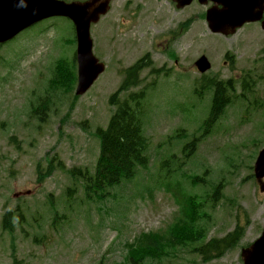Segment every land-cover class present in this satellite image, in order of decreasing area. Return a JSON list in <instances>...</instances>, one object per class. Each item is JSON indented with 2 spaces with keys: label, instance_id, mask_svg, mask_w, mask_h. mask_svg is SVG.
Masks as SVG:
<instances>
[{
  "label": "rangeland",
  "instance_id": "1",
  "mask_svg": "<svg viewBox=\"0 0 264 264\" xmlns=\"http://www.w3.org/2000/svg\"><path fill=\"white\" fill-rule=\"evenodd\" d=\"M134 1L141 5L146 3L149 8L148 26L143 28L140 24L145 14L140 11V16L128 21L134 27V41L122 40L126 38V29L123 26L112 27L111 24L114 10L116 16L123 13L124 0H113L111 15L93 29L94 54L107 64L108 70L82 98L50 92V110L46 112L43 123L29 113L30 101L34 97L30 93L47 86L52 78V66L58 59L72 60L75 46L71 23L65 19L39 23L11 42L13 47L19 46L13 58L0 57L4 58L0 59V264H122L126 254L125 242L132 241L141 233L163 229L178 213V206L171 195L158 182L159 176L170 168L168 165L162 173L160 164L173 157L170 166L178 173L169 175L170 180L184 177V173L187 176L198 175L202 179L197 187H193L181 178L183 192L184 188L195 194L206 190L213 192L222 183L217 200L204 205L209 215L205 223L208 241L224 238L235 230L238 222L246 226L237 247L223 259L209 264H243L242 250L262 233L264 196L252 178V168L258 152L264 148V128L263 133L257 134L254 122L258 117L254 119V113L250 114V122L240 121V108L248 102L238 99L230 107L229 114L218 120L219 129L203 136V124L210 114L208 100L213 91L205 89L202 98L194 93L196 88L197 94L201 92L204 78L217 76L222 82L234 78L238 71L231 70L232 65L224 63L228 52L243 59L239 54L241 38H223L221 43L216 36L208 35L209 31L201 28V23H196L188 35L185 31L184 36L172 41L171 48L179 60V65L174 67V75L158 74L159 77L164 76L160 88L146 91L141 120L144 133L150 139L148 169L141 170L137 179L113 192L101 207L99 202L87 200L82 187H76L72 178L60 169L39 185L37 168L40 166L46 172L49 161L54 158L58 159L57 164L61 161L67 170L80 168L94 172L100 152L95 132L98 127L108 124L115 110L109 101L119 91L129 67L146 55L151 63L154 61L157 69L167 64L168 68H163V72L169 70L170 64L174 65L162 51V47L169 46L167 39L162 38L158 42L155 29L159 35H165L181 23L183 14L173 13L169 0ZM126 7L125 11L136 7V4L131 0ZM200 12L196 8L194 15L188 18H198ZM116 38L119 42L113 51ZM27 39L31 43L25 42ZM53 39H57L56 46ZM40 41L45 42L32 47L31 44L36 45ZM260 42L264 44V39L254 43L253 48H259ZM4 54L6 50H0V55ZM204 55L211 61L213 70L200 75L193 65ZM258 56L261 58L264 53ZM171 76L173 79L169 80ZM149 77L148 71L141 75L146 84L151 81ZM254 79L256 83L262 80ZM44 80L47 81L45 84ZM259 84L264 86L263 82ZM232 85L238 86L236 81ZM263 86L258 94L264 100ZM144 87L142 85L133 91H142ZM253 98V95H248L249 101ZM242 114L247 115V112ZM262 116L259 117L261 124L264 123ZM2 124H5L3 128ZM173 136L176 142L170 147ZM258 138L263 143L251 144ZM195 139H200L196 141L195 148L189 145L183 152L184 145ZM25 191L33 193L14 199L16 193ZM51 204L59 213L57 228L52 225L54 213ZM7 212H14L13 234L2 228ZM21 214L24 218L20 225L18 218ZM181 252L164 264H204L193 254L180 255Z\"/></svg>",
  "mask_w": 264,
  "mask_h": 264
},
{
  "label": "trees",
  "instance_id": "2",
  "mask_svg": "<svg viewBox=\"0 0 264 264\" xmlns=\"http://www.w3.org/2000/svg\"><path fill=\"white\" fill-rule=\"evenodd\" d=\"M73 83L74 80L68 79L64 87L70 90ZM225 99L224 91L218 90L214 101L213 111L215 113L219 112ZM116 105L118 110L111 119L108 129L98 131L101 151L94 174L81 169L68 171L75 180L82 183L88 199L103 200L107 194H110V190L121 185L123 181L132 180L138 168H144L148 163L146 151L149 143L141 132L137 111L128 104ZM52 172L53 169H49L48 174ZM39 178L42 180L43 175ZM202 208L198 203L191 204L187 210V216L201 213ZM205 215L203 216L206 217ZM7 217L9 219L10 215ZM205 230L194 222L189 227H175L169 234L142 236L134 244L128 246L126 261L128 263L131 261L132 264H144L145 262L164 264L167 259L177 257L179 252L189 250L208 263L221 259L226 252L234 249L243 236L244 228L239 225L237 230L227 237L204 244Z\"/></svg>",
  "mask_w": 264,
  "mask_h": 264
},
{
  "label": "water",
  "instance_id": "3",
  "mask_svg": "<svg viewBox=\"0 0 264 264\" xmlns=\"http://www.w3.org/2000/svg\"><path fill=\"white\" fill-rule=\"evenodd\" d=\"M63 7V8H62ZM15 8H0V41L13 37L19 30L15 29L11 31L15 26V22L18 21L16 15H12ZM28 24L39 21L43 18L53 15H67L73 19L77 26L79 35V51L78 61L80 63V77L78 95L84 94L96 81L99 75L103 72L104 66L100 65L92 54V42L89 36V30L91 23L98 22L96 13H90L91 7L86 5L85 7L73 5V6H61L52 4L46 10L48 14H39L36 12L33 6H28ZM217 29H214L216 31ZM197 65L202 72L209 69V64L206 59H201ZM257 179L264 178V152L260 156V160L257 164ZM245 264H264V233L260 240H258L254 246L245 250L242 254Z\"/></svg>",
  "mask_w": 264,
  "mask_h": 264
},
{
  "label": "flooded vegetation",
  "instance_id": "4",
  "mask_svg": "<svg viewBox=\"0 0 264 264\" xmlns=\"http://www.w3.org/2000/svg\"><path fill=\"white\" fill-rule=\"evenodd\" d=\"M172 2H173V1H172ZM173 3H174V2H173ZM174 5H175L174 7H175V9H176V11H177V13H178V11H179V9H178V5L175 4V3H174Z\"/></svg>",
  "mask_w": 264,
  "mask_h": 264
}]
</instances>
